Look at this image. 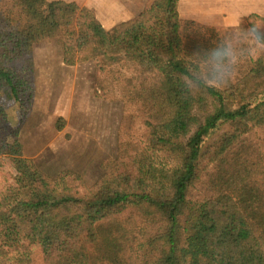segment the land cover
Segmentation results:
<instances>
[{"label": "trees", "instance_id": "1", "mask_svg": "<svg viewBox=\"0 0 264 264\" xmlns=\"http://www.w3.org/2000/svg\"><path fill=\"white\" fill-rule=\"evenodd\" d=\"M178 2L108 29L76 1L0 0V119L6 101L31 103L32 53L52 37L124 108L91 185L0 140V169L6 157L15 171L0 176V264H34L35 248L41 264H264V27L261 52L225 84L227 44Z\"/></svg>", "mask_w": 264, "mask_h": 264}, {"label": "rangeland", "instance_id": "2", "mask_svg": "<svg viewBox=\"0 0 264 264\" xmlns=\"http://www.w3.org/2000/svg\"><path fill=\"white\" fill-rule=\"evenodd\" d=\"M76 1L95 11L106 28L135 17L151 0H68ZM124 18V19H123ZM195 24L215 27L218 36L228 46L229 62L239 58L235 71L244 69L250 57L261 52L255 31L264 27L256 19L255 27L246 18L236 26ZM216 22V21H214ZM220 22V21H217ZM111 26V27H110ZM35 84L34 97L29 106L20 107L6 101V110L0 119V140L17 139L23 154L53 176L65 171L80 175L91 185L102 173V164L117 153L123 102L109 100L94 90V65L92 63L67 64L56 38L37 43L33 53ZM57 117L64 126L57 127ZM3 172L9 181L15 174L6 157ZM6 161V162H5ZM75 181L79 179L75 178ZM34 264H41L39 248H35Z\"/></svg>", "mask_w": 264, "mask_h": 264}, {"label": "crops", "instance_id": "3", "mask_svg": "<svg viewBox=\"0 0 264 264\" xmlns=\"http://www.w3.org/2000/svg\"><path fill=\"white\" fill-rule=\"evenodd\" d=\"M178 10L183 20L236 26L250 14L264 18V0H179Z\"/></svg>", "mask_w": 264, "mask_h": 264}, {"label": "clouds", "instance_id": "4", "mask_svg": "<svg viewBox=\"0 0 264 264\" xmlns=\"http://www.w3.org/2000/svg\"><path fill=\"white\" fill-rule=\"evenodd\" d=\"M239 62V58L238 57H234L233 60H232V65H233V69L232 71L228 74V76H226V78L224 79V82L223 83H227L228 79L231 78V76L234 74V71H235V68H236V65L238 64ZM216 85H219L218 83H215Z\"/></svg>", "mask_w": 264, "mask_h": 264}]
</instances>
